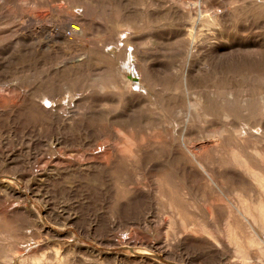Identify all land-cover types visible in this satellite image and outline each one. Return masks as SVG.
I'll list each match as a JSON object with an SVG mask.
<instances>
[{
	"label": "rangeland",
	"instance_id": "374dc122",
	"mask_svg": "<svg viewBox=\"0 0 264 264\" xmlns=\"http://www.w3.org/2000/svg\"><path fill=\"white\" fill-rule=\"evenodd\" d=\"M0 264H264V0H0Z\"/></svg>",
	"mask_w": 264,
	"mask_h": 264
},
{
	"label": "bare ground",
	"instance_id": "6f19581e",
	"mask_svg": "<svg viewBox=\"0 0 264 264\" xmlns=\"http://www.w3.org/2000/svg\"><path fill=\"white\" fill-rule=\"evenodd\" d=\"M69 24V28L71 29V31L72 32H76V31H78L79 29H80V27H81V25L79 24V23H77L76 21H71V22H69L68 23ZM67 24V25H68ZM58 33V32H57ZM61 34V33H60ZM54 35V34H53ZM69 38V37H68ZM250 168V167H249ZM253 169V168H252ZM251 169V170H252ZM255 173V172H254ZM253 173V174H254ZM248 215H250L249 213H248ZM251 237V236H250ZM250 240H251V238H250ZM236 241V240H235ZM235 243V242H234ZM237 245H239V244H237ZM236 245V246H237ZM240 246V245H239ZM241 248V247H240ZM240 248H238V251H240ZM242 257V256H241Z\"/></svg>",
	"mask_w": 264,
	"mask_h": 264
}]
</instances>
